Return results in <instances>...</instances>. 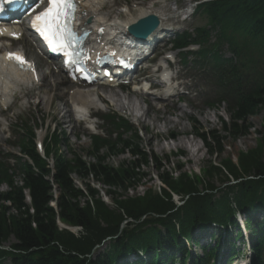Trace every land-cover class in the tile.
Masks as SVG:
<instances>
[{"label":"trees","instance_id":"1","mask_svg":"<svg viewBox=\"0 0 264 264\" xmlns=\"http://www.w3.org/2000/svg\"><path fill=\"white\" fill-rule=\"evenodd\" d=\"M196 12L205 15L209 28L178 32L174 44L199 45L198 50L190 52L193 65L213 85L217 104L226 103L230 121L221 120L223 130L234 137L246 134L248 116L264 109V0H210L198 4ZM211 30H215L212 42ZM224 44L231 53L229 57L221 52ZM182 61L186 63V55ZM109 119L123 131L117 133L115 141L94 137L92 162L56 154L52 172L36 154L32 132H27L20 145L33 158L36 171L24 164L22 185H14L7 167L0 162V183L9 187L0 192V264H125L117 258L138 249L143 254L133 264L165 263L185 252L179 234L190 236L201 223L215 222L224 229L236 226L235 208L245 213V223L251 228L254 264H264V215L260 222H253L250 215L264 210V131L254 148L239 152L236 163L227 157L209 160L199 174H158L170 191L183 196L182 205L176 206L169 191L161 187L159 193L148 189L143 196L111 197L115 208H110L90 187L89 179L108 187L105 193L113 196L114 191L109 189L124 191L136 185L141 179L140 168L152 165L160 170V161L166 157L158 158L140 147L136 129L123 136L131 129L128 121L114 115ZM193 134L210 156L221 153L222 138L214 131L195 128ZM100 144L106 147L105 153L100 152ZM122 152L132 157L130 166L114 169L105 163L107 155ZM72 174L81 181L84 191L75 186ZM214 178H218L217 184ZM52 201L56 207L51 206ZM126 218L132 221L121 227ZM58 220L80 226L83 232L76 236L59 229ZM108 236L111 240L99 249L97 246ZM10 238L14 242L4 249ZM194 263L206 264L205 256Z\"/></svg>","mask_w":264,"mask_h":264},{"label":"rangeland","instance_id":"2","mask_svg":"<svg viewBox=\"0 0 264 264\" xmlns=\"http://www.w3.org/2000/svg\"><path fill=\"white\" fill-rule=\"evenodd\" d=\"M190 1L191 0H105V10L112 12L115 17H122L123 13H125L127 9L132 8L136 3L143 2V5L148 6L155 2L154 8L159 11L158 14L165 19L163 22L164 26L176 25L181 29H192L195 26L205 25L206 18L202 15H187L185 20H179L180 14L178 12L180 9L177 7V4L180 3L181 6H186ZM184 16H186V14H184ZM19 46H22L23 49L27 51L28 55L36 59L39 58L42 63V59L31 45L29 49L28 44L25 41H21ZM165 46L167 49L170 47V44H166ZM177 52L178 51H172L170 53L161 52L158 59L162 61L165 60V55H174L173 68L176 76L180 78L182 84L189 89V93L182 92L180 94H175L170 100L164 102L150 99L147 95L135 96L129 94L128 92L130 91H123L124 93L122 94V91H119V89L114 90L122 95H131V102L133 104L132 114H129L128 111L125 112L124 110H119L115 103L112 105L96 103V106L102 109V113L111 109L117 114L129 119L132 122V125L138 129L139 138L137 141L140 143V147L146 149L148 153H151L158 158L166 157V159L160 161L163 165L160 170H156L155 166L153 167L152 165L140 168L139 173L141 175L144 174V176H139L141 179L136 185L130 186L124 191H117L112 188L109 189L112 192L114 191L113 196L112 194H109L108 197L105 194L108 187L95 182L93 179H89L88 184L97 192V195L102 201L105 200L108 202L111 197L123 198L126 196H143L150 186L156 189L159 184L157 176L160 173L164 172L173 177H178V174L183 172H188L189 174L196 172V174H198L199 170L204 168L209 160L216 162L227 157H231L235 160L239 152L251 150L258 143L259 138L264 131V109L259 110L256 114L248 116L247 122L250 127L246 134L234 137L226 133L221 126V120L228 123L230 121L229 113L227 110L225 111L224 107L216 110H209L206 108L203 102L205 97L203 93L210 90L211 87L200 80L192 69L189 67H183L179 64ZM225 54L228 53L225 52ZM41 71H46V69L43 67ZM53 92L54 90L50 89L47 94L44 93L46 94L45 99L50 97ZM44 94H40V96H43ZM144 97L146 99H144ZM29 100V104L27 103V99H25L24 102H17L15 109H19V111H17L19 112V115L17 114L14 116L10 111H3V114L0 116V153L2 155L5 153H18L16 147H12L10 144V142L14 140L12 130L15 128L14 126L16 122L22 121L26 125L31 124L36 127L37 131L42 129L44 135L47 134L49 128L54 126V123L49 120L54 114L52 110L55 102L52 104L53 108H49L47 104L45 107L39 104L41 108H37L36 104L38 103V98H30ZM56 103H58L60 107H63L62 101L56 100ZM27 104L29 105V108L26 107ZM181 110L183 111L181 112ZM58 118V115L55 116L56 120H58ZM164 119H167V121L165 122ZM195 128L203 131L211 130L218 136H221V153L210 156L206 152L201 140L193 134ZM62 129L65 133L63 135L64 143L60 142L58 147L61 150V154L68 158L71 157V154L65 149L68 146L82 160L92 162L93 158L88 153V149L91 145L88 134L91 132L77 122L73 125H69L68 122H66V126ZM97 131L100 133L99 129ZM126 135H130V133H127ZM179 139L184 140V142L178 143ZM105 151L106 150L103 149L101 153H105ZM131 158L132 157L126 152L118 153L117 155L110 154L106 156L105 163L114 169L120 166L125 168L131 165ZM217 179L218 178H214L216 182L218 181ZM72 180L75 186L84 187L76 175H72ZM0 188L4 189V186ZM56 194L57 193H54V195ZM82 202L83 199H81V203ZM50 204L51 206H54V202H51ZM60 229L62 228L60 227ZM206 241H208V239L201 237L197 247L193 248V252L199 254V247ZM213 241L214 240H211V244L209 245H213ZM13 242L14 239L10 238L9 241L3 245L4 247H7Z\"/></svg>","mask_w":264,"mask_h":264},{"label":"bare ground","instance_id":"3","mask_svg":"<svg viewBox=\"0 0 264 264\" xmlns=\"http://www.w3.org/2000/svg\"><path fill=\"white\" fill-rule=\"evenodd\" d=\"M79 1V17L80 21L83 22L85 20H88L85 25H87L91 32V37H98L100 33H105L107 27L109 25H115L113 27L114 29H122L126 25L136 21L137 19L150 14L152 12H156V9L154 8V3L149 4L148 6H145L141 3H136L132 6V8H129L126 10L125 13H123L122 17H114L115 15L108 11H105L104 2L105 0H78ZM110 2V1H107ZM157 14V13H156ZM158 15V14H157ZM160 19V28L163 24V21L165 20L159 15ZM41 77V83L40 79L37 82H34V79H32V75L29 76L28 73L23 71H15L8 66H6L4 63L0 62V106L8 103V101L11 99L12 92L15 89H22L27 88L29 83H35V84H41L40 87H42L40 90L43 91L42 94L47 93L50 91V89H53V94L45 99V96H38V103L36 105L37 108H41L39 104H41L43 107L48 105V107L53 108L52 100L54 99H63L64 94L58 90L59 86H57V83H61L63 79L61 77L57 78L54 75L47 74L45 72H40ZM49 77H54L52 80H55L52 84L49 79ZM29 82V83H28ZM53 87V88H52ZM110 94V98L115 102L119 110L128 111L132 114L133 104L131 102V95H122L118 92H115L111 89H106L105 91L101 87H94V88H88L85 91L79 92V91H73L69 92V90L65 89L64 93H71L73 95V98L75 101H77L81 107L88 108L91 103L90 95L91 93H94L97 98L101 101L107 100V97L105 93ZM30 94V92H28ZM41 94V95H42ZM64 103L66 105V100H64ZM16 104H12L10 112L14 115H19V109H15ZM26 107L29 108V105ZM27 108V109H28ZM1 110V109H0ZM183 110H181L182 112ZM2 113V111H0ZM69 112L66 110L65 107H60V113L62 114L58 118V122L63 123L65 122L64 116L67 115ZM59 111L57 109H54L53 116H57ZM71 114L68 113V117H70ZM166 122L167 119H164ZM43 133H40L38 135V139H42ZM184 140L179 139L178 143H183Z\"/></svg>","mask_w":264,"mask_h":264},{"label":"snow or ice","instance_id":"4","mask_svg":"<svg viewBox=\"0 0 264 264\" xmlns=\"http://www.w3.org/2000/svg\"><path fill=\"white\" fill-rule=\"evenodd\" d=\"M74 12L75 0H47V7L38 12L32 20V27L43 36L50 49L54 52H62L68 57L66 64L77 62L72 59L73 54L69 52L77 41L72 29ZM76 55L78 56L79 53ZM8 59H15L21 64L28 63L22 56L14 53H9Z\"/></svg>","mask_w":264,"mask_h":264},{"label":"water","instance_id":"5","mask_svg":"<svg viewBox=\"0 0 264 264\" xmlns=\"http://www.w3.org/2000/svg\"><path fill=\"white\" fill-rule=\"evenodd\" d=\"M156 23H157L156 17L155 16H149L146 19L140 20L138 25L147 30V29H150L151 27L155 26Z\"/></svg>","mask_w":264,"mask_h":264}]
</instances>
